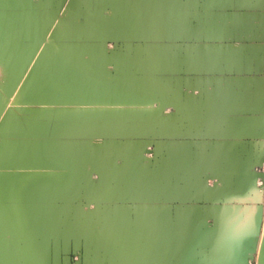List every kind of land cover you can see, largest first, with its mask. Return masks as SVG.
Segmentation results:
<instances>
[{"label":"crops","instance_id":"crops-1","mask_svg":"<svg viewBox=\"0 0 264 264\" xmlns=\"http://www.w3.org/2000/svg\"><path fill=\"white\" fill-rule=\"evenodd\" d=\"M0 14L43 26L53 85L111 90L98 107L41 102L35 66L0 132V264H260L264 0H0Z\"/></svg>","mask_w":264,"mask_h":264},{"label":"rangeland","instance_id":"rangeland-1","mask_svg":"<svg viewBox=\"0 0 264 264\" xmlns=\"http://www.w3.org/2000/svg\"><path fill=\"white\" fill-rule=\"evenodd\" d=\"M0 20H1L0 21V51L6 52V48H8L10 46L13 47L14 44L15 45H21L23 51H22V54L17 55V59L19 60L18 61L19 65L17 63L18 66H20L21 63L24 64V62L26 61L28 56L32 53V51L38 45H39L38 48H40V50H41L39 57L33 58L32 61L29 58V62L31 64H33L32 67H34V69L32 67L29 68L30 71L29 72L26 71L23 74L21 80L19 78V76H21V74H20L21 69H17L18 68L17 65H15V69L17 72H15L12 76H10L6 72H3L4 66L2 64H4L6 62V59H3L2 61H0V64H1L0 65V68H1L0 72L2 71L0 73V104L2 103L0 105V107H1L0 108V132L6 127L7 121L10 119L11 114H14V115L17 113L23 114L26 111L25 106L20 104V102H26V101L31 100V95H32L33 90L30 87L31 86L30 84H32V82L29 81V83H28V80L31 78L32 73L35 71V69L37 67L36 65H38L39 68L41 69V71L38 74H36L37 78H35V80H34L35 82L33 83V84H37L39 87V88L34 89V93L36 95V98H39V101H41V102L51 101V102H60V103L70 102V103H74V104H76V103H84L85 104V103L89 102L90 99L93 98L92 100H94L95 102L92 103L93 101H91L89 104H96V106L98 107L99 103L100 104L107 103L104 96H106V95L111 96V90H106V89L100 90V89L90 88L92 86L91 81L82 74H80L81 76H79L80 79L78 78V76L76 74H75V76L77 78H75V76L73 75L74 76L73 77V80H74L73 85L74 86L72 88H69V89L66 87L58 88V85H59L58 82L54 85L51 83V81L49 80V78L51 77V73H48L47 67H46L47 63H48L47 62L48 57H47V51H46L47 40H45V41L43 40V38L46 34V31L43 30V26L41 24L34 26L33 28L26 25V28H25L24 23H21V25L18 26L17 20H15L14 16H10L7 19L6 17H4L1 14H0ZM12 25H13V28H12ZM27 35H30V36H27ZM32 36L34 37V40H35L34 42H33ZM56 37H60V34L57 33ZM40 38H42V39L39 41ZM25 39H29L28 43H26ZM5 41L9 44H6ZM58 47H60V46H54L55 49H58ZM61 53H63L62 50H61ZM63 58H65V57H63V56L60 57L58 59L59 61L57 60V62H56L57 66L55 65V67H58V69L61 68L60 66H58L60 63L61 64L65 63V65H66V60H64ZM31 64H29V65H31ZM68 64L70 65V63H68ZM43 66L45 68L44 70H42ZM34 74H35V72H34ZM22 80H23V82H22ZM55 81H58V79H56ZM67 83L69 84V81H67ZM52 85L54 87H52ZM2 86H4V87H2ZM263 191H264V189H263ZM263 256H264V251L260 255V264H264V259H262Z\"/></svg>","mask_w":264,"mask_h":264},{"label":"bare ground","instance_id":"bare-ground-1","mask_svg":"<svg viewBox=\"0 0 264 264\" xmlns=\"http://www.w3.org/2000/svg\"><path fill=\"white\" fill-rule=\"evenodd\" d=\"M3 20V19H2ZM1 21V20H0ZM5 23V22H4ZM2 26V25H1ZM19 26V25H18ZM6 27V26H5ZM21 27V26H20ZM28 27V26H27ZM12 28H13V25H12ZM25 28H26V25H25ZM13 30V29H12ZM8 31V30H7ZM25 31V30H24ZM12 32V31H11ZM31 33V32H30ZM29 33V34H30ZM15 34V33H14ZM23 34V33H22ZM31 35V34H30ZM30 35H27V36H30ZM11 36V35H10ZM36 36V35H35ZM33 37V36H32ZM6 39V38H5ZM33 39V42L35 41L34 40V37L32 38ZM11 40V39H10ZM6 42V41H5ZM13 42V41H12ZM15 42V41H14ZM6 44H9L6 42ZM17 44V43H16ZM13 46V45H12ZM15 46V47H14ZM13 47H8L6 48V52H1L0 51V61H2L3 59H6V62L4 64H2L4 66V70L3 72H6L7 74H9L10 76H12L16 71L15 69V65H17L18 63V59H17V55L19 54H22V46L21 45H15L14 44ZM6 47V46H5ZM21 47V48H20ZM13 48V49H12ZM12 49V50H11ZM26 49V48H25ZM22 56V55H21ZM19 57V56H18ZM21 60V59H20ZM21 63V62H20ZM22 64V63H21ZM1 65V64H0ZM19 65V63H18ZM17 65V66H18ZM2 66V67H3ZM1 69V68H0ZM18 69V68H17ZM2 72V71H1ZM0 72V73H1ZM17 75V74H16ZM15 75V76H16ZM6 76V75H5ZM19 76V75H18ZM16 79V78H15ZM6 80V79H5ZM70 80V79H69ZM12 81V80H11ZM15 81V80H14ZM5 83V82H4ZM7 84V83H6ZM10 84V83H9ZM7 86V85H6ZM13 86V85H12ZM4 87V86H2ZM11 88V87H10ZM82 90V89H81ZM8 93V92H7ZM24 94V93H23ZM7 96V95H6ZM27 100V99H26ZM2 104V103H1ZM0 104V105H1ZM1 108V107H0ZM38 131V130H37ZM43 132V131H42ZM47 176V175H46ZM45 177V176H44ZM43 178V177H42Z\"/></svg>","mask_w":264,"mask_h":264},{"label":"water","instance_id":"water-1","mask_svg":"<svg viewBox=\"0 0 264 264\" xmlns=\"http://www.w3.org/2000/svg\"><path fill=\"white\" fill-rule=\"evenodd\" d=\"M96 105V104H95ZM99 105V104H98ZM264 250V236H263V240H262V244H261V251H260V255L263 253Z\"/></svg>","mask_w":264,"mask_h":264}]
</instances>
